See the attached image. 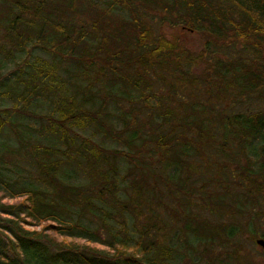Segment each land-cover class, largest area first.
Here are the masks:
<instances>
[{
    "label": "trees",
    "instance_id": "1",
    "mask_svg": "<svg viewBox=\"0 0 264 264\" xmlns=\"http://www.w3.org/2000/svg\"><path fill=\"white\" fill-rule=\"evenodd\" d=\"M0 98L46 185L0 150V222L32 227L0 264H264V0H0Z\"/></svg>",
    "mask_w": 264,
    "mask_h": 264
},
{
    "label": "rangeland",
    "instance_id": "2",
    "mask_svg": "<svg viewBox=\"0 0 264 264\" xmlns=\"http://www.w3.org/2000/svg\"><path fill=\"white\" fill-rule=\"evenodd\" d=\"M118 10V8H117ZM166 26V25H164ZM164 30L169 34H176L180 36V42L195 50L201 47L202 45V39L199 35H196L194 33L190 32H185L183 30H179L178 28L175 27H169L166 26L164 27ZM12 70V65L6 63L3 68V72L8 74ZM11 105L10 99H2L0 98V107L6 106L9 107ZM32 110H34L37 113H44L47 111V107L45 102L38 100L37 102L33 103L30 107ZM5 117V116H4ZM10 120L16 119L17 121L16 124H18V129L19 130H24L23 133V139L26 140V134L28 133L27 136H30L31 138H34L42 143L45 144H57L58 142L55 140L50 141L49 138H46L42 134H39L37 131L34 129L37 128V120L32 119L29 117H11L8 118ZM26 126H31L32 129H27ZM86 135H92L93 130L91 128H88L86 130ZM95 139L99 140L102 144L106 145L107 147H112V148H123V145L118 143L117 141L110 140L107 137H100V135L95 136ZM32 142V140H31ZM18 143L15 139V136L13 132L8 128L7 126L4 125L3 131L0 133V150L6 151L8 153L7 156L11 158H15L16 161L14 163H8L6 166V169H2L1 171L3 174H5L6 177L9 178V181L16 187V186H21L23 184L30 183L32 187L36 189H44L46 188V185L38 178L37 174V169L35 165H33L28 158H22L20 155L18 156L17 152H15V149H17ZM5 149V150H4ZM14 150V152H13ZM3 157H6L5 155H2ZM64 180L67 182H85V177L81 172H77L75 174H68L65 175ZM4 200H9V199H4ZM10 217V218H9ZM2 220L0 222V247H3V251L9 256L14 255L13 253L15 252V247H16V237L21 236L22 233L25 232L24 229H29L31 230V225L27 223L19 224L23 226L17 225L16 227H12V223L8 222L10 219H14L15 217L12 216H1ZM108 221V223L111 222V218L105 217ZM89 221H92V223L95 226H98L99 220L97 218H90ZM4 225H8L5 227ZM21 227V228H20ZM3 228V230L1 229ZM41 229V226L39 227L35 226L33 229ZM101 232L104 231L103 228H99ZM39 236V235H38ZM42 237L45 236L44 234L41 235ZM39 236V237H41ZM47 240V238H46ZM53 243L50 246L51 250H56V247L52 246ZM259 249V245H257ZM192 257L191 253L190 256L186 254L184 256L183 260L180 261H175L177 264L180 262V264H191L192 260L190 261V258Z\"/></svg>",
    "mask_w": 264,
    "mask_h": 264
},
{
    "label": "water",
    "instance_id": "3",
    "mask_svg": "<svg viewBox=\"0 0 264 264\" xmlns=\"http://www.w3.org/2000/svg\"><path fill=\"white\" fill-rule=\"evenodd\" d=\"M257 242L264 246V240L263 239H258Z\"/></svg>",
    "mask_w": 264,
    "mask_h": 264
}]
</instances>
